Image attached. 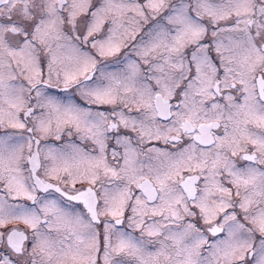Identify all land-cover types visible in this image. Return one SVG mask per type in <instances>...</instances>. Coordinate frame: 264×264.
<instances>
[{
	"label": "snow or ice",
	"instance_id": "1",
	"mask_svg": "<svg viewBox=\"0 0 264 264\" xmlns=\"http://www.w3.org/2000/svg\"><path fill=\"white\" fill-rule=\"evenodd\" d=\"M0 264H264V0H0Z\"/></svg>",
	"mask_w": 264,
	"mask_h": 264
}]
</instances>
